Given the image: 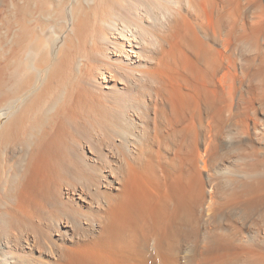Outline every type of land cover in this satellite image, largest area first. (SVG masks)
I'll list each match as a JSON object with an SVG mask.
<instances>
[{
	"label": "bare ground",
	"instance_id": "bare-ground-1",
	"mask_svg": "<svg viewBox=\"0 0 264 264\" xmlns=\"http://www.w3.org/2000/svg\"><path fill=\"white\" fill-rule=\"evenodd\" d=\"M0 264H264V0H0Z\"/></svg>",
	"mask_w": 264,
	"mask_h": 264
},
{
	"label": "rangeland",
	"instance_id": "rangeland-1",
	"mask_svg": "<svg viewBox=\"0 0 264 264\" xmlns=\"http://www.w3.org/2000/svg\"><path fill=\"white\" fill-rule=\"evenodd\" d=\"M229 81V80H228ZM237 81H239V80H236L235 82H237ZM230 82H231V80H230ZM112 84H113V82H111ZM198 83V84H197ZM194 86H193V89L191 90V91H193L192 92V94H193V97H195V94L197 93L196 91L198 90V87H199V82H197ZM232 83H233V80H232ZM197 88V89H196ZM181 89H184V87L182 86L181 87ZM112 90V89H111ZM125 91L126 92H131V89H130V87H125ZM133 91V90H132ZM189 91V90H188ZM134 92V94H132V97H134L135 96V92H137V91H133ZM133 92H131V93H133ZM138 93V92H137ZM129 97H131V96H129ZM236 103V102H235ZM108 107H112V104H111V101L110 100H108L107 101V104H106ZM199 105H200V102H199ZM198 105V106H199ZM235 105L236 104H234V106H233V108H235ZM201 106V105H200ZM196 113V112H195ZM143 116V114L141 115V117ZM139 119H141L140 117H139ZM195 119V118H194ZM142 120H143V118H142ZM196 122V121H195ZM243 138H246L245 137V135L243 136ZM254 139V138H253ZM79 140H81L80 139V137H79ZM255 140V139H254ZM248 141V140H247ZM118 141H116L115 140V143H117ZM106 145H107V143H106ZM105 145H102L101 147L103 148V150H105V147H104ZM87 148V147H86ZM86 148H85V151H86ZM108 153V156H109V152H107ZM97 163H98V161H97ZM102 168V167H101ZM202 213V212H201Z\"/></svg>",
	"mask_w": 264,
	"mask_h": 264
}]
</instances>
